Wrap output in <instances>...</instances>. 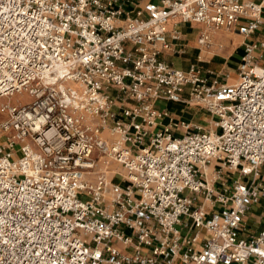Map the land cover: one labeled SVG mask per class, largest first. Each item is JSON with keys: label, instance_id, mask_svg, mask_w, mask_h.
I'll return each instance as SVG.
<instances>
[{"label": "built area", "instance_id": "built-area-1", "mask_svg": "<svg viewBox=\"0 0 264 264\" xmlns=\"http://www.w3.org/2000/svg\"><path fill=\"white\" fill-rule=\"evenodd\" d=\"M171 20L242 34L237 81L167 61ZM262 25L264 0H0V264H264Z\"/></svg>", "mask_w": 264, "mask_h": 264}, {"label": "crops", "instance_id": "crops-1", "mask_svg": "<svg viewBox=\"0 0 264 264\" xmlns=\"http://www.w3.org/2000/svg\"><path fill=\"white\" fill-rule=\"evenodd\" d=\"M135 1L139 3H143L144 1H147V0H135ZM195 26L201 27L199 35L194 34L193 31L191 30V27H195ZM175 28L180 31V38L177 40L172 37V31ZM169 29H170L169 40L172 43L173 50L166 51L164 53V57L170 63L174 64L177 67L184 68V69L188 68L190 64L193 63V61H190L191 57L193 56V52H191L193 47L195 48L197 47V49L199 50V55H198L199 58H204L205 56L214 55L215 53L222 54L224 52V48H229L230 46L236 44L238 40H240V37L242 36L244 38L241 43L242 48H241V51L239 52L238 57H236V60H235L238 65L230 66L228 64H225L222 67L223 69L227 71H231V72L234 69L237 70L241 62V56L243 54V43L246 40V38L242 34L236 31L231 32V31L222 30L218 32L217 35H215L214 40L216 41V43H222L224 45V48L220 49V48L215 47V49L212 51H206L199 44V36L203 30L202 24L181 23V22H177L176 20H171L169 24ZM250 39H264V25H262L260 29L253 36H251ZM230 77H231V74H230ZM222 81L230 82V79L224 78V80ZM159 105L161 107H165V106L169 107L174 117L191 120L192 122H195V123H196L195 121L196 119L203 120L202 118L207 116L205 112H203V110L198 108L197 106H184L183 104L171 103V102H165V101H160ZM260 208L261 207L256 206L252 210L253 212L255 211L259 217V219L255 218L253 222H260V219L263 218L262 208L261 209ZM252 211L247 215L246 219L248 218V216L251 215ZM253 222L249 223L247 220L248 227L251 232L257 231L263 224V223H260L259 225H257L256 228H253L252 226Z\"/></svg>", "mask_w": 264, "mask_h": 264}, {"label": "rangeland", "instance_id": "rangeland-1", "mask_svg": "<svg viewBox=\"0 0 264 264\" xmlns=\"http://www.w3.org/2000/svg\"><path fill=\"white\" fill-rule=\"evenodd\" d=\"M200 29H201V27H199V26L191 27V30L193 31V33L197 34V35H199ZM222 29H227V28H220V29H216V30H222ZM227 30H230L231 32L236 31L234 28H230ZM261 33H262V31H261ZM243 39L244 38L241 36L240 40H238V42L236 44L230 46L229 48H224V52L222 54L215 53L214 55L205 56L204 58H199L198 57L199 50L197 49V47L196 48L193 47V49L191 50V52H193V56L191 57L190 61L198 63L200 65V67H202L203 70H205L207 73H209L211 75H218L220 80H224V78H226L227 74H231V77L229 78L230 82H236L238 77H239L238 71L236 69H234L231 72V71H227V70L223 69L222 67L225 64H228L230 66L238 65L235 60H236V57H238L239 52L241 51V48H242L241 43H242ZM212 47H213V44L208 48H212ZM30 100H31V96L27 92H23V93H17L15 96L10 97L8 101L10 103H13V104H23V103L26 104ZM5 102H7V99L2 98L0 100V106ZM202 119L203 120L196 119L195 121L199 125L206 126L212 120V118L208 117V116H205ZM210 168H212V166H210ZM255 218L259 219L256 212L252 211L251 215L248 216L247 220L250 223V222H253V220ZM263 221H264V217L260 219V222H253V224H252L253 228H256L257 225H259L260 223H263ZM246 231H247V228H246Z\"/></svg>", "mask_w": 264, "mask_h": 264}, {"label": "bare ground", "instance_id": "bare-ground-1", "mask_svg": "<svg viewBox=\"0 0 264 264\" xmlns=\"http://www.w3.org/2000/svg\"><path fill=\"white\" fill-rule=\"evenodd\" d=\"M200 24H202V23H200ZM202 25H203V30L199 36V44L203 47V49L206 51H212L215 49V47L223 49L224 45L222 43H216V41L214 40V37H215V35H217L218 32H220L222 30L223 31H230V30H227V29L216 30V28H214L212 26H209L206 24H202ZM208 41H211L213 43L212 48H208V46H207ZM209 168H210V166H208L207 170H209ZM113 169H115V168L113 167ZM207 178L210 179L209 174L207 175Z\"/></svg>", "mask_w": 264, "mask_h": 264}]
</instances>
